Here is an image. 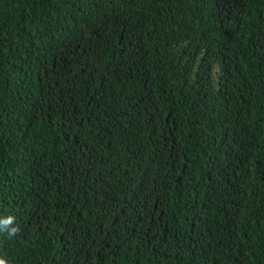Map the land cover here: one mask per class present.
<instances>
[{
    "label": "trees",
    "instance_id": "trees-1",
    "mask_svg": "<svg viewBox=\"0 0 264 264\" xmlns=\"http://www.w3.org/2000/svg\"><path fill=\"white\" fill-rule=\"evenodd\" d=\"M8 215L10 264H264V0H0Z\"/></svg>",
    "mask_w": 264,
    "mask_h": 264
},
{
    "label": "clouds",
    "instance_id": "clouds-1",
    "mask_svg": "<svg viewBox=\"0 0 264 264\" xmlns=\"http://www.w3.org/2000/svg\"><path fill=\"white\" fill-rule=\"evenodd\" d=\"M15 219L13 215L0 217V232L7 230L9 238L15 236L18 232V227L14 223ZM0 264H10V261L4 256H0Z\"/></svg>",
    "mask_w": 264,
    "mask_h": 264
},
{
    "label": "bare ground",
    "instance_id": "bare-ground-1",
    "mask_svg": "<svg viewBox=\"0 0 264 264\" xmlns=\"http://www.w3.org/2000/svg\"><path fill=\"white\" fill-rule=\"evenodd\" d=\"M248 134V133H247Z\"/></svg>",
    "mask_w": 264,
    "mask_h": 264
}]
</instances>
